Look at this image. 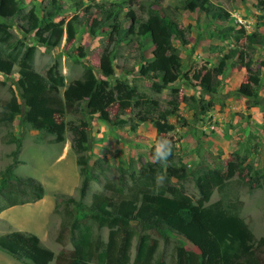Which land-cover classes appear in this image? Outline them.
<instances>
[{"label": "trees", "instance_id": "16d2710c", "mask_svg": "<svg viewBox=\"0 0 264 264\" xmlns=\"http://www.w3.org/2000/svg\"><path fill=\"white\" fill-rule=\"evenodd\" d=\"M19 0H0V75L7 76L13 67L17 68L18 78L15 87L19 91L17 102L14 96L0 103V123H12L17 117L19 123H27L33 130H42L53 136V142L63 140L64 124L62 118L65 112L77 114H97L100 118L106 116V109L115 101L119 105H127L133 99V106L143 107L135 113L139 122L147 121V115L157 107L155 101L141 100L135 90L124 81L110 84L106 79L114 75L115 55L112 50H103L99 55L97 71L103 79L97 80L91 69H85L79 78L70 81L63 87V78L58 65L53 61L44 71V75L36 73L31 65L34 48L16 39L9 31L10 25L1 20L15 21V28L21 34L32 33L36 43L46 48H54L60 42L62 34L66 41L74 38V27L70 21H54L53 11H44L40 18L33 7L24 10ZM122 0L106 4L99 19H93L88 26V33L93 36L109 20L107 39L118 44H132L146 36L149 40L150 56L148 61L143 59L140 50L141 63L138 67L140 77L156 79L157 89L169 88L183 74L179 53L173 44L178 40L186 43L188 25L182 27L175 20L172 12L159 13L155 7L161 0H153L145 11V17H136L131 9L126 10V22L117 23L116 14L120 10ZM124 5L133 4V0H124ZM256 5H264V0H255ZM178 5L188 12L199 10L210 19L224 21L228 14L208 0H177ZM81 6V5H80ZM101 7V6H100ZM53 9V7H52ZM56 9V7H54ZM163 11V9H162ZM82 13H87L86 8ZM77 17L74 15L71 21ZM126 25V26H125ZM228 31L230 29H227ZM232 37V47L227 49L213 66H200L195 69L190 79L197 85L202 94L211 96L219 85V76L223 74L228 61H234L238 67L247 72V81L252 87L258 86L256 74L249 69L254 49L251 45L261 46L264 54V37L254 34L245 36L244 45L238 44V34ZM184 81L188 79L183 76ZM108 89L114 94L109 95ZM174 91V89H171ZM82 106L80 107V105ZM209 101L198 100L199 112L210 108ZM158 111L157 117L151 123L156 137L172 130L166 123V116L175 111ZM69 130V148L75 155V165L78 168L80 183L77 189L78 200H82L88 188L89 181H97L92 171L100 165V161L91 163L87 167L88 128L83 119ZM264 130V113L262 116ZM14 150L12 157L17 154L20 141L13 139ZM161 151H168L160 140L156 145ZM149 150L151 163L141 165L137 173L129 170L131 186L124 196L112 199L103 194H92L86 208V216L79 219L76 212L70 209L74 202L71 197H56L54 208L61 204L59 216L60 233L55 240L60 246L66 242L72 243V250L59 252L55 257L41 246L39 239L30 233L10 231L0 234V252L14 260L22 259L26 264H164L161 257L153 258L156 249L155 239L143 234L144 230H152L163 239L166 231L173 232L183 238L196 252L189 251L183 245L173 247L171 264H264V236L255 239L246 225L235 214L221 208L219 203L204 206L213 190H220L225 183L234 176L244 182L248 191L260 188L264 183V165L256 168L247 161V154H233L231 161L225 165V170L213 167H187L180 162L173 163L174 154L170 153L166 159H154L156 147ZM22 162L13 160L0 171V212L23 204H31L42 199L43 186L32 177L18 176L13 173V167ZM171 167V168H170ZM170 170L173 173H170ZM104 168L101 167L100 170ZM120 170V169H118ZM121 171V170H120ZM186 178H190L197 193V199L187 196L180 185ZM160 183L161 190L150 187ZM119 185H123L118 177ZM90 221L96 229L107 230L106 241L102 242L93 236ZM67 230L68 241H64L61 231ZM75 232V235H74ZM136 239L134 254L130 260L131 236Z\"/></svg>", "mask_w": 264, "mask_h": 264}, {"label": "rangeland", "instance_id": "374dc122", "mask_svg": "<svg viewBox=\"0 0 264 264\" xmlns=\"http://www.w3.org/2000/svg\"><path fill=\"white\" fill-rule=\"evenodd\" d=\"M113 1L117 0H19V5L25 11L33 7L39 18L42 12L53 11L56 13L52 18L54 21L63 20L64 23L67 21L71 22L74 27V38L66 41L65 34H62L60 42L54 48H46L37 44L32 33L21 34L15 28L16 20L14 23L13 20H1L7 25H10L9 31L14 38L22 39L24 44L34 48L31 65L36 73L44 75V71L53 61L57 63L58 70L63 78V87L59 89V94H61L70 81L79 78L85 69H91L97 80L103 79L99 76L97 65L99 55L106 48L108 51L112 50L115 55V60L112 63L115 68L114 75L106 80L110 84L115 83V81H124L140 97L137 98V101L152 100L155 101L157 106L147 115L148 122L146 123L139 122L135 118L136 112L140 109L144 110L143 107L133 106L132 103L135 99L127 105H119L115 101L106 109V116L103 118H100L97 114H86L83 107V111L77 114L65 112L62 118L65 127L63 142L59 146L53 142V136L42 130H33L27 123H19L18 117L12 123H0V171L13 160L21 162L24 159L25 164H17L13 167V169L16 168L17 170L15 173L21 176H30L40 181V183H45L44 191L46 192L43 202L37 206L31 203L28 206L31 208H26V211L21 208L15 210L10 215V221L18 228L16 231L35 235L39 239L41 246L48 249L54 257L59 252L66 253L72 250V243L66 242L64 246H60L55 240L56 236L60 233L57 212L61 211L62 208L60 203H58L57 208H54L56 197L67 196L73 198L74 202L70 205V209L77 213L79 219H83L87 213L86 205L92 194H103L112 199L117 198L119 195H126L127 189L131 186L130 178L126 172L132 170L137 173L141 165L152 162L149 156V150L153 145H156L157 140H160L167 148L170 147L171 150L175 149L173 163H182L184 161L183 157L197 150L199 153H196V156H200L201 160L205 161L210 159V167L215 166L221 171L225 170L226 163L232 160L236 150L237 140L232 139L231 142L230 138V141L228 140L229 142L223 141L225 136H222L220 144H217L220 145V149L215 150L214 154L208 149L209 146L202 149L199 144H196L193 147L195 144L194 141H188L190 137L196 140L195 133L193 135L191 133L197 131L196 123H191L189 109L203 96L198 89L193 87L194 82L189 79L195 69H198L200 66H208L204 62L205 58L203 55L200 56L199 62H190L191 58L187 56V52L184 51L185 48L176 45L180 61L182 62L181 74L183 75L178 79V82H175L169 88L157 89L158 83L156 79L140 77L137 73L139 64L142 61L140 60L141 49L137 47L143 48L142 54L145 61L151 58L148 50L149 40L147 37L135 40L133 41L134 43L129 45L113 46L112 41L109 42L107 39L108 25L111 23L110 20L96 30L93 36L88 33V26L91 21L93 19H99L102 16V9L107 8L106 4L102 3ZM175 1L161 0L160 4L162 6L164 4H174ZM152 2L153 0H133V4L124 5L125 2L122 0L120 10L115 17L116 22L118 24L126 22L124 15L128 9H131L136 17H145V11L151 6ZM221 3L228 7V5L224 4V0H221ZM85 8L87 13L84 14L82 13V9ZM256 9L257 14L260 17H264V5ZM181 11L175 10L173 12V15L178 21V14ZM257 14H248L244 18L249 21V18L252 17L251 20L253 21L254 16ZM74 15L77 17V20L72 22L71 18ZM185 19L188 18L186 17ZM190 19L192 18L189 17ZM251 23L244 22V25L247 26L245 27L246 31H251L249 28ZM189 36L190 31L188 30ZM188 41L190 42L189 39ZM243 43L244 41L241 39L238 45H244ZM183 76H186L188 80L184 81ZM17 78L16 67L12 68L9 75H0V103L7 101L11 96H14L17 102H20L18 99L19 91L15 87ZM181 87L188 89L185 91H189V94L183 93ZM171 89H174V91H171ZM107 92L114 97L111 89H108ZM216 95L217 92L213 96H207V98L211 101L216 100V104L220 105L223 98L222 96L218 97ZM173 107L176 110L173 115L168 116L166 119L168 123L172 124V131L156 137L151 122L156 119L158 111H171ZM195 114L196 111L194 110L193 115L195 116ZM80 116L84 117L83 119L87 123L88 128L86 156L89 162L87 167L90 168L91 163L96 160L100 161L99 167L95 170L92 171L90 168L93 175H96L98 178L97 181L88 182L87 193L83 200H78L77 189L79 187L80 177L76 171L77 167L73 159L75 155L70 151L62 159L51 150L53 147L62 146L64 142H69V130L72 126L77 125ZM229 120L233 121V118ZM229 123L231 124L230 121H225L224 125ZM231 129V126L225 127L223 135L228 134V130L230 131ZM96 132L101 133L97 139L92 137ZM11 139L13 141H20V146L14 157L11 155V152L14 150V143L10 142ZM175 142L179 143L178 151H176L175 147L173 148L171 146ZM256 142L257 140L255 138L254 141L252 140L251 145ZM223 144H227V152H225ZM215 145L214 143L209 148H215ZM198 146L202 150L198 149ZM155 147V151H157V146ZM249 148L251 149V146ZM64 153L67 154V151H64ZM247 161H250L254 165L255 163L260 164L262 162L264 164V148L261 147V150L254 157L251 153L248 154ZM128 163L129 166L126 168ZM101 167L104 169L100 170ZM255 167L257 166L255 165ZM170 168V173H173ZM119 176L123 181V185H119L118 183ZM180 185L183 187L187 196L193 200L197 199V193L190 178H186ZM161 186L160 183L156 182L150 187L154 190H161ZM216 202L219 203L221 208L240 218L256 240L264 236V183L260 188L248 191L244 182L234 176L220 190H213L208 202L204 206ZM86 224L90 225L93 236L98 237L102 242L106 241L107 230L105 228L96 229L90 221H87ZM8 228L5 229V225L1 222L0 234H3ZM142 233L148 234V236L155 239L156 249L152 259L161 257L164 264L172 263V253L175 245L181 244L189 251L196 252V249L192 245H189L183 238L175 235L173 232L166 231L164 233L165 239L152 230H144ZM61 236L64 241H68L67 230L61 231ZM130 242L131 260L136 242L133 235L131 236ZM0 264H26V262L22 259L14 260L0 252ZM48 264H52V262L50 261ZM128 264H130V261Z\"/></svg>", "mask_w": 264, "mask_h": 264}, {"label": "crops", "instance_id": "0c3cea01", "mask_svg": "<svg viewBox=\"0 0 264 264\" xmlns=\"http://www.w3.org/2000/svg\"><path fill=\"white\" fill-rule=\"evenodd\" d=\"M208 2L212 5L218 6L223 11H225L228 14V18L225 19L224 21H219V20L217 21L215 19H210L209 17L205 16L197 9L194 10L193 12H188L187 10L183 9V7L178 5L179 3H177V0L175 1L174 4H164L163 6L159 4L158 7L157 6L155 7V9L161 14L162 12L166 11L164 9L165 7H167V10L172 12V14L175 10L176 11L182 10L181 13L178 14L179 21L175 18L174 15L173 16L177 21V23L182 27H186L188 25L190 36L188 37V33L186 34L185 44H180L178 40H173V44L175 43L174 46L176 48L177 46H182L185 48L184 51L187 52V56L191 58L190 62L192 61H194V63L199 62L200 56L203 55L205 58L204 62H206L208 66L215 65L216 60L219 59L223 54H225L227 49L232 47V43H231L233 42L232 37L235 36L234 34L235 31L239 29H241L242 32L238 34V44L240 43L241 39L245 43L246 35L254 34L257 36L264 37V17L263 16L260 17V15L257 14L256 8L260 6L256 5L255 0H224V4L228 5V7L223 5L222 4L223 2L221 3V0H208ZM248 14H257V15L254 16L253 21L251 20L252 17H250L248 21L246 18H244L247 17ZM186 17L188 19H185ZM189 17H191L192 19L189 20ZM244 22H248V23L252 22L249 27L251 31L245 30V27L247 26L244 25ZM227 29L230 30L228 31ZM143 38H146V36H144ZM188 39L190 40V42L188 41ZM121 45L124 44H118L117 46H121ZM251 47L252 49H254V55L252 56L249 69L256 74V77L258 78V86L256 88L251 86V84L247 81V72L244 70V68L238 67L235 63V60L228 61L223 74L220 75L218 78L219 85L215 90V92H217L216 96L218 97L222 96L223 98L221 104L220 105L216 104V100L211 101L210 99L207 98V95L203 94V96H201L200 98H202L203 101L204 100L209 101L211 104L210 108L205 112L200 113L198 107V101H196L195 105L193 107H190L191 109H189V113H190L189 117L191 119V123L193 124L196 123V130H197L191 133L192 135L193 133H195L196 140H194L193 137L188 138V141L190 140L194 141L195 144L193 145V147H195L196 144H199V146H201L203 149L206 146L211 147L212 145H214V143L216 145L218 143L220 144L222 136H225L223 141H228L230 138H231V142L232 139L237 140L236 141L237 144L235 148L236 150L234 149L235 154L248 155L251 153V155L254 157V155H256V153H258L261 150V147L264 148V130L262 128V116L264 113V54L262 52L261 46L251 45ZM148 50H150V46ZM180 63L182 62L180 61ZM176 82H178V80ZM189 87L191 86L189 85ZM193 87L201 92L200 88L197 85H195V83ZM181 90L183 93L189 94V91H185L188 89L181 87ZM213 95L214 94H212L211 96ZM247 102L252 104L248 103L249 104L248 105ZM194 110L196 111L195 116L193 115ZM168 116L170 115H167L166 119ZM230 118H233V121L229 120ZM225 121H230L231 124L229 123L224 125ZM146 122L148 121L142 123H146ZM166 123L172 126V124L168 123L167 120ZM227 126H231L232 129L230 131L228 130V134L223 135V131H225V127ZM89 130H90V126H89ZM100 135L101 133L96 132L92 135V137L97 139L100 137ZM255 138L257 142L251 145L252 140L254 141ZM196 141L198 142L196 143ZM61 142H63V140ZM61 142L56 143L57 146H59ZM178 144L179 143L175 142L171 146H173V148L175 147L176 151H178L179 149ZM216 145L215 148L208 147V149L212 152V154H214L215 150L220 149V145H217L219 147H217ZM199 146L198 149H201ZM223 146L225 152H227L228 150L227 144H223ZM250 146L251 149L249 148ZM51 150L55 153V155H58L59 158L62 159L65 156H67L71 151L69 148V142H64L62 146L53 147ZM64 151H67V154H65ZM172 151L174 154L175 149H173ZM196 153L198 154L199 152L197 150L190 152L188 156L183 157L184 161L182 163L187 167H193V166L210 167L209 164L211 163V160L210 159L209 160L207 159L206 161L201 160L200 156H196ZM73 159L75 160L74 157ZM193 159H195V161H193ZM21 162L22 164L19 165L25 164L24 159ZM255 165L257 166L256 168H261L263 167L264 164L262 162L260 164L255 163ZM128 166L129 163L127 164L126 168H128ZM12 171L14 174L18 175L17 173H15L17 172L16 168L13 169ZM76 171L78 172V168ZM41 184L44 189L45 183H41ZM45 195L46 192L44 191L42 199L36 201L33 204L37 206L38 204L43 202ZM30 205L31 204L13 206L0 212V223L3 222V225H5V229L9 227L8 230H6L4 233L10 231H16L18 229L16 225L11 223L10 215L19 208L26 211L27 210L26 208H31L28 207Z\"/></svg>", "mask_w": 264, "mask_h": 264}, {"label": "clouds", "instance_id": "9594fccd", "mask_svg": "<svg viewBox=\"0 0 264 264\" xmlns=\"http://www.w3.org/2000/svg\"><path fill=\"white\" fill-rule=\"evenodd\" d=\"M170 153V147L168 151H161L160 147H157L156 154L154 156V159L163 160L167 158V155Z\"/></svg>", "mask_w": 264, "mask_h": 264}]
</instances>
